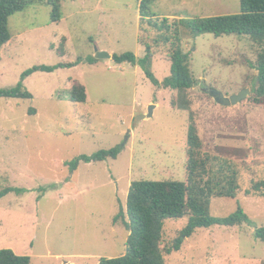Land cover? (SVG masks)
I'll use <instances>...</instances> for the list:
<instances>
[{"label":"rangeland","instance_id":"1","mask_svg":"<svg viewBox=\"0 0 264 264\" xmlns=\"http://www.w3.org/2000/svg\"><path fill=\"white\" fill-rule=\"evenodd\" d=\"M59 4L56 23L45 3L11 16V37L0 49V89L15 87L34 66L78 61L26 77L21 83L31 99L0 98V189L26 190L0 198V249L28 256L30 264H98L125 253L129 232L113 218L124 211L132 181L184 180L188 112L173 108L175 91L155 87L140 67L135 73L129 64L95 59L96 52L141 58L149 44L155 77L162 81L169 75L172 42H153L160 33L140 22L137 0ZM151 12L178 22L173 28L196 81L188 98L204 151L233 161L240 171L236 196L211 199L210 213L223 217L240 208L251 221L198 229L179 251L165 256L166 264H264V242L253 236L254 227H264V198L244 195L253 181L264 178V99L252 100V65L264 46L245 36L193 37L183 24L238 14L239 0H153ZM74 82L85 88L84 103L63 97ZM204 87L227 97L243 89L249 94L224 107ZM118 144L124 148L116 159L79 163L70 172L69 162L77 156ZM186 223L187 218L166 220L162 247Z\"/></svg>","mask_w":264,"mask_h":264},{"label":"trees","instance_id":"2","mask_svg":"<svg viewBox=\"0 0 264 264\" xmlns=\"http://www.w3.org/2000/svg\"><path fill=\"white\" fill-rule=\"evenodd\" d=\"M45 3L51 8V21L61 19L59 0H0V49L10 40L8 20L18 12L24 11L34 3ZM139 20L144 21L159 34L154 43L171 44L169 52V75L159 81L151 70L152 49L145 45V55L137 58L133 53L111 55L116 64L139 66L145 77L155 86L175 91L171 106L180 111L188 112V128L185 147V178L184 180L164 179L158 181H132L128 188L125 209L114 216L113 223L118 219L127 228L124 255L116 258H101L98 264H166L165 256L180 250L185 239L191 237L198 229L213 226L239 227L251 225L250 219L238 208L234 213L216 217L210 213L211 199L232 198L239 191L240 171L238 166L229 159L205 152L195 126L193 114L190 112L188 91L195 84L190 73L188 57L180 47L178 31L175 23L166 18H159L151 12L153 0H137ZM240 12L234 15L213 16L208 18L187 19L183 21L190 35L212 34L214 37L224 35L245 36L254 43L264 46V0H239ZM178 24V22L176 23ZM173 31L174 35H171ZM62 38L57 53L65 55ZM80 60V59H79ZM76 63H60L54 66H34L21 75V81L11 89H0V98L31 99L32 95L23 89L22 81L35 72L51 73L57 69L70 68ZM92 62V61H90ZM252 68L256 71L255 87L252 89L253 102L260 103L264 99V50L258 53ZM63 97L71 103H84L86 91L84 86L74 82ZM30 114H35L31 109ZM124 146L118 144L110 149L99 150L91 155H79L69 162L70 172L77 170L79 163H96L107 159H116ZM23 188L6 187L0 189V198L9 193L20 195ZM244 195L264 198V178L251 183ZM187 218V223L168 246L162 247L163 228L166 220ZM253 236L264 242V227H254ZM0 264H30V257L15 254L11 249H0Z\"/></svg>","mask_w":264,"mask_h":264},{"label":"water","instance_id":"3","mask_svg":"<svg viewBox=\"0 0 264 264\" xmlns=\"http://www.w3.org/2000/svg\"><path fill=\"white\" fill-rule=\"evenodd\" d=\"M111 55L107 52H96L95 59H110ZM204 93H206L209 97L213 99V101L220 105V106H234L241 103L246 96L249 94L248 89H243L240 93L232 95V96H225L221 92L211 89L210 87L203 88ZM143 118V117H142Z\"/></svg>","mask_w":264,"mask_h":264},{"label":"crops","instance_id":"4","mask_svg":"<svg viewBox=\"0 0 264 264\" xmlns=\"http://www.w3.org/2000/svg\"><path fill=\"white\" fill-rule=\"evenodd\" d=\"M130 65V64H129ZM132 66V65H131ZM134 67V70H135V73L137 72L138 73V71H139V66H133Z\"/></svg>","mask_w":264,"mask_h":264}]
</instances>
